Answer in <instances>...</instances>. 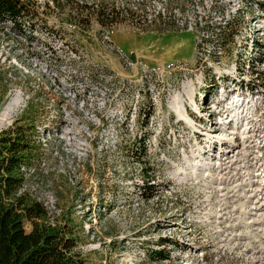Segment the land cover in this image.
<instances>
[{
  "label": "rangeland",
  "instance_id": "374dc122",
  "mask_svg": "<svg viewBox=\"0 0 264 264\" xmlns=\"http://www.w3.org/2000/svg\"><path fill=\"white\" fill-rule=\"evenodd\" d=\"M24 1L0 21V132L39 112L24 184L86 264H264V81L239 68L264 0Z\"/></svg>",
  "mask_w": 264,
  "mask_h": 264
},
{
  "label": "trees",
  "instance_id": "16d2710c",
  "mask_svg": "<svg viewBox=\"0 0 264 264\" xmlns=\"http://www.w3.org/2000/svg\"><path fill=\"white\" fill-rule=\"evenodd\" d=\"M258 7L264 10L263 4L258 3ZM97 11L100 17L106 15L111 16V19L119 13L116 7L110 10L101 7ZM27 13V3L24 0H0V21L9 20L14 26L20 27V22ZM236 21L238 18L235 16L225 24H219L222 30L216 41L221 49L235 45V38L239 33ZM197 25V30L210 27L208 22L202 24L201 20ZM253 46L258 48L259 57L255 61L250 58L243 63V68H239L256 76L257 81H264V58L261 57L264 55V44L254 43ZM254 86L249 82L247 87L254 90ZM31 107L30 102L24 114L0 132V264H86V259L78 248L72 224L51 223L43 203L32 198L29 193L18 194L25 181L21 167L30 165L39 155L34 133H31L39 112H36L33 119L28 118ZM26 122L30 124H24ZM142 146L145 147V143ZM149 183L146 180V185ZM151 185L153 184L149 187ZM26 221L31 223L29 231L25 228ZM161 241L163 245L173 244L169 238ZM163 251L156 250L153 254H161Z\"/></svg>",
  "mask_w": 264,
  "mask_h": 264
},
{
  "label": "bare ground",
  "instance_id": "6f19581e",
  "mask_svg": "<svg viewBox=\"0 0 264 264\" xmlns=\"http://www.w3.org/2000/svg\"><path fill=\"white\" fill-rule=\"evenodd\" d=\"M20 100V99H19ZM21 100L20 101H15L14 98L12 101H10L5 107L4 110L2 111V115H1V120H5L7 119L10 115H12L13 113H15L17 110H19L20 108H22V104H21ZM234 105V104H233ZM235 116V115H234ZM233 116V117H234ZM229 114L227 116V118H229ZM234 118H231L230 121H233Z\"/></svg>",
  "mask_w": 264,
  "mask_h": 264
},
{
  "label": "built area",
  "instance_id": "2783aa9c",
  "mask_svg": "<svg viewBox=\"0 0 264 264\" xmlns=\"http://www.w3.org/2000/svg\"><path fill=\"white\" fill-rule=\"evenodd\" d=\"M24 169H25V168L22 167V170H24ZM22 193H28L25 184H23V186L21 187V189H20L19 192H18V194H22ZM34 199H36L37 201L41 202V201L38 200L37 198H34ZM41 203H43V202H41ZM43 204H44V203H43ZM44 206L47 208L48 213H49V215H50L51 212H52L53 209H54V205L51 204V206H50V205H48V204H44ZM50 208H51V209H50ZM49 219H50V216H49ZM50 222H51V223H54V220L51 218V219H50Z\"/></svg>",
  "mask_w": 264,
  "mask_h": 264
}]
</instances>
